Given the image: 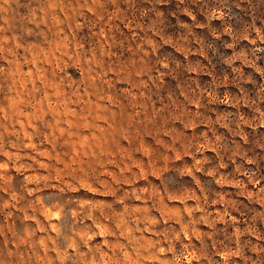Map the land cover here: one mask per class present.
<instances>
[{"label":"rangeland","instance_id":"rangeland-1","mask_svg":"<svg viewBox=\"0 0 264 264\" xmlns=\"http://www.w3.org/2000/svg\"><path fill=\"white\" fill-rule=\"evenodd\" d=\"M0 264H264V0H0Z\"/></svg>","mask_w":264,"mask_h":264}]
</instances>
